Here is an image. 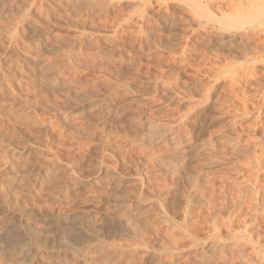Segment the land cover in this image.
<instances>
[{"label":"rangeland","instance_id":"obj_1","mask_svg":"<svg viewBox=\"0 0 264 264\" xmlns=\"http://www.w3.org/2000/svg\"><path fill=\"white\" fill-rule=\"evenodd\" d=\"M197 1L0 0V264H264V45Z\"/></svg>","mask_w":264,"mask_h":264},{"label":"bare ground","instance_id":"obj_2","mask_svg":"<svg viewBox=\"0 0 264 264\" xmlns=\"http://www.w3.org/2000/svg\"><path fill=\"white\" fill-rule=\"evenodd\" d=\"M196 2H198V1L196 0ZM213 3L214 2L212 0H208L207 1L208 5H206L205 7L207 9H209L210 5L214 6L217 2L214 4ZM217 5H219V2L215 6L217 9L216 12L218 11V13L220 14V17H223V21H221L223 24L222 29L227 30V27H228V29H229V27H231V28L236 29V30L237 29H241V30L245 29L248 31V29H247L248 27L252 28V30L251 29L249 30L251 33L249 32V33L240 34V36L237 35V39L236 38L233 39V41L236 42V44H238V45H264V39H261V38L257 37V35H256V33H257L256 31L260 32V31H262V28L264 27V0H225L224 2H220L219 6H217ZM212 6L210 7V9L212 8ZM205 11H207V10H205ZM245 26L247 28H245ZM235 37H236V35H235ZM246 50H248V49H246ZM242 51L245 52L244 49ZM185 221H187V220H185ZM185 234H187V233H185ZM192 238H194V237H192ZM171 240H173V242H174V239H171ZM177 240H179V239L177 238ZM181 243H183V241ZM175 244H178V242Z\"/></svg>","mask_w":264,"mask_h":264}]
</instances>
